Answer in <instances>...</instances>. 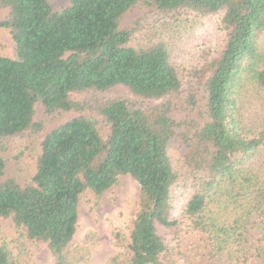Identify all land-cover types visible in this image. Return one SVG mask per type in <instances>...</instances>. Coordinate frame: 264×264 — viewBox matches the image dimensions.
I'll list each match as a JSON object with an SVG mask.
<instances>
[{
    "label": "trees",
    "instance_id": "16d2710c",
    "mask_svg": "<svg viewBox=\"0 0 264 264\" xmlns=\"http://www.w3.org/2000/svg\"><path fill=\"white\" fill-rule=\"evenodd\" d=\"M139 5L185 17L189 29L214 20L220 41L193 66L194 84L167 40L128 44L140 19L121 20ZM0 28L15 44L12 57L0 55V218L46 244L53 264H72L81 193L99 196L129 175L139 208L127 233L114 231L119 251L105 264H201L208 242L264 264V175L241 169L264 149V113L250 127L238 105L246 87L264 95V0H70L59 11L48 0H0ZM117 85L144 104L107 95ZM26 133L40 135V153L20 184L5 176L1 152ZM183 229L194 241L180 263L169 241ZM0 264H17L6 244Z\"/></svg>",
    "mask_w": 264,
    "mask_h": 264
},
{
    "label": "rangeland",
    "instance_id": "374dc122",
    "mask_svg": "<svg viewBox=\"0 0 264 264\" xmlns=\"http://www.w3.org/2000/svg\"><path fill=\"white\" fill-rule=\"evenodd\" d=\"M54 11H59L69 5L70 0H48ZM189 19L191 15L187 16ZM140 19L141 29L130 39L129 45L139 47L149 38L159 37L174 46V54L185 66L189 78L194 84L193 66L200 64L207 52L216 48L219 37L214 28L213 19H205L203 24L189 29V21L184 19L174 21L148 12L143 6L129 9L121 20V27L130 26ZM259 47L264 53V34L259 37ZM15 44L8 29L0 28V55L12 57ZM244 96L238 103L240 112L244 114L243 122L250 127L256 124L258 117L264 113V95L258 94L251 87L242 90ZM107 95L121 96L130 99L137 105L144 104L143 99L133 95L126 86L112 87ZM176 114V113H175ZM176 116H178L176 114ZM195 117V114H191ZM35 118L51 121L39 112ZM102 128V127H100ZM103 129V128H102ZM40 135L23 134L9 138L1 155L6 161L5 176L14 177L22 184L34 172L36 158L40 153ZM245 172L252 171L264 175V149L257 151L253 157L241 166ZM184 188L176 190L172 205L174 213L180 214ZM139 208V187L129 175H121L115 184L97 196L90 189L83 191L78 202V223L76 232L66 254L72 264H105L119 249L115 245L113 233L119 229L128 232L131 221ZM214 209V208H212ZM230 208L220 210L222 219L227 224ZM23 228H16L10 218H0V244H6L11 256L17 264H53L54 259L46 244L29 240L24 235ZM170 239L172 237L170 236ZM194 237L182 230L178 239L170 240V246L180 251L177 257L182 263L190 252L189 247ZM200 249L201 264H241L238 259L240 252L232 247L215 250L213 242L204 244Z\"/></svg>",
    "mask_w": 264,
    "mask_h": 264
}]
</instances>
